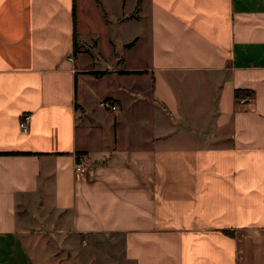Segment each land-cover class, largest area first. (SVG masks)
<instances>
[{
    "label": "crops",
    "instance_id": "crops-1",
    "mask_svg": "<svg viewBox=\"0 0 264 264\" xmlns=\"http://www.w3.org/2000/svg\"><path fill=\"white\" fill-rule=\"evenodd\" d=\"M0 152V264H264V0H0Z\"/></svg>",
    "mask_w": 264,
    "mask_h": 264
},
{
    "label": "built area",
    "instance_id": "built-area-1",
    "mask_svg": "<svg viewBox=\"0 0 264 264\" xmlns=\"http://www.w3.org/2000/svg\"><path fill=\"white\" fill-rule=\"evenodd\" d=\"M100 105L107 109H111L112 111L118 112L120 111V107L117 103L113 102L111 99H101ZM31 118V114L29 112H25L22 114L21 120H20V127L23 130H27L28 124ZM91 164L89 160L86 158L84 154H77V159L75 162V169L77 173H86L90 170Z\"/></svg>",
    "mask_w": 264,
    "mask_h": 264
},
{
    "label": "rangeland",
    "instance_id": "rangeland-1",
    "mask_svg": "<svg viewBox=\"0 0 264 264\" xmlns=\"http://www.w3.org/2000/svg\"><path fill=\"white\" fill-rule=\"evenodd\" d=\"M107 244H108V245H107ZM113 244H115L114 241H112V240H108V241H106V243H104L102 246H104L105 248H107V247H111V246H113ZM70 252H71V251H70V246L64 244L63 249L61 250V256H62V260H63V261H66V260H68V259L71 257Z\"/></svg>",
    "mask_w": 264,
    "mask_h": 264
},
{
    "label": "trees",
    "instance_id": "trees-1",
    "mask_svg": "<svg viewBox=\"0 0 264 264\" xmlns=\"http://www.w3.org/2000/svg\"><path fill=\"white\" fill-rule=\"evenodd\" d=\"M73 13H74V18H75V14H76V10H75V6H74V9H73ZM77 36H76V34H75V38H76ZM236 93L238 94L239 93V90L238 91H236ZM1 153V152H0Z\"/></svg>",
    "mask_w": 264,
    "mask_h": 264
}]
</instances>
